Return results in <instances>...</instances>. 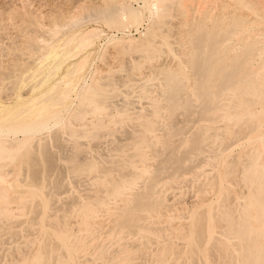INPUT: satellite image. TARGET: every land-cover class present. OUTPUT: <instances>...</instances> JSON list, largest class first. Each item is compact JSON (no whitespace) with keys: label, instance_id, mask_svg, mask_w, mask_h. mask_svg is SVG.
<instances>
[{"label":"rangeland","instance_id":"374dc122","mask_svg":"<svg viewBox=\"0 0 264 264\" xmlns=\"http://www.w3.org/2000/svg\"><path fill=\"white\" fill-rule=\"evenodd\" d=\"M115 1L116 2L118 1V3L129 2L131 3L133 7L140 9L144 15L141 23L137 25L129 26L130 28L128 27H119V28L113 27L112 28V27H107L105 25L100 24V26L103 27L105 32L103 31L104 33H101V36H99V38L96 39V42L92 46H89L90 49L89 47L85 49H80L76 56H71L72 51L70 50L72 49V47L69 45H66V42L69 36L74 32V30L73 29L64 30L63 33L60 34L61 32L55 33L57 29H54L53 27L55 28L60 27V30H62L63 28H61V25L66 23L69 20V18L75 16L77 12L79 13L82 11L81 5L82 6L83 5H93V6L102 5L103 6L104 0H0V105H9L18 100L25 101L27 98H29L30 95L31 96L37 95L39 92L49 90L50 87L62 88L65 86L64 87L65 90L68 89L69 90L68 93L70 94L68 95L69 98L67 101V108L65 107L66 110L63 108L64 110L60 113V119L57 124L55 125L52 124L51 125L52 128H50L49 130H44L45 133L44 131L36 133L34 137L37 141L33 137L32 141L33 140L34 141L30 142L27 148L21 149L15 155L14 159L0 160V166H3L0 171H1V174L5 178L4 181L5 182L7 181L6 183H12V182L14 183V181L12 180L16 179L15 181L19 182V183L15 182V185L12 183L15 187L17 186L18 188L17 193H15L16 191H14L13 189L14 186L13 187L11 186L12 184L11 185L6 184V186L5 184H0V192L4 191L3 192L4 195L0 193L1 194L0 195V206H1L0 209L1 208L9 209L11 207L10 208L11 212L7 214L5 213V215L0 214V220H1L0 221V238L2 237L1 238L2 240L0 239V247H1L0 248V264L2 262L3 263L13 262L12 259H15L14 261H20V259L23 258L25 254L29 253L34 248H36L37 243H38L37 239L40 238L39 236L41 235L40 234L41 228H48L50 230L52 229L56 230L57 229L56 226L59 227L57 222L60 221L62 223L64 218L68 222L67 224L68 228H72L73 232L76 235H77L76 232H79L77 237L79 239H82L81 243L84 244V246H82L83 244L81 243H80L81 245H78L79 246L78 249L81 246V248L77 250L78 251L77 259L79 260L77 262L79 264H83V263L90 264L92 260H93L92 262L93 264L95 263L99 264L100 262L102 264L103 261L106 264V260L109 261L110 259L104 258L103 256L104 255L106 257L108 256V258H111L112 256H114L119 246H121L122 243H123L122 245L126 244V246L129 249H135L133 245L137 246V244H139L140 242L139 238H127L126 236L124 237L123 236V234L125 235L124 232L120 233L117 229L110 228L111 224L114 222L113 220L119 214L118 211H120L124 207V205H127L128 202H130L133 194L136 193V192L134 193V191L140 190L138 189V187L141 188V185L150 184L149 181L151 182V178H152L151 172L155 170V163H156L155 161L156 159L158 160V157L160 158V156H162L164 152L166 153V150L170 148L171 149L174 148V150L175 151L177 150L178 152L180 151L183 152L185 149L187 150L188 148H190L189 146L191 144V141H190L191 136L194 133L198 132L201 129L202 125L207 124L208 129L206 130V132L207 134L208 133L209 134L205 138L202 149L198 152L190 153L189 154L190 158L185 160L187 164L190 162L191 164L193 163L192 169L190 168L191 164H189L188 165V167L190 166L188 168L189 170L186 169L185 171L187 172L188 170L187 174L185 172H184L185 174L183 173L185 178L184 176H182L183 179L182 180L180 179L181 181L180 180L176 181V179L181 178L180 177L181 175H180V176H177V178L174 177V179L176 178L175 180H173L172 178V181H170L171 177L167 178L170 183L167 182L168 180L166 181V179H162L161 181H157L156 183L154 182L153 186L151 184V189H152L151 199L154 200L157 197L162 201V204H159L160 207L159 205H157V207L159 208H157L155 205V207L153 208L154 210L151 209V210H141L140 211V213L142 212V214L145 213L143 215L144 219L142 220V222L146 223L147 226L144 224L146 226L144 229H147V230L144 231L143 229V231L146 234V236L148 235L147 237L151 239L150 240L151 242L147 244L148 245L146 246L147 249L146 248L144 249L146 250L147 253H145L143 248H142V252L136 249L134 256L132 257L133 260L129 262L131 264H141V263L142 264L143 263L145 264H148V263L149 264H164V263L165 264H177V263L178 264H199L198 262L195 263L192 261H187V259H184L181 257L180 253H181V249L183 246V242H185V240L184 238L179 236L180 235L178 234L179 232L177 233L178 230L179 231L181 230V229H177V227L189 221L188 220L190 217L189 215H190V212L192 211H196V210L200 211L202 209H212V211L213 210L216 211V209H218V207L220 206V203L222 202L221 200L223 196L226 193L234 201L233 204L234 205L236 204L235 206H238V205L240 206L243 203V201L244 202L246 201L245 196H243V194L245 195L247 193V191L249 190V187L245 185L246 183L245 181L241 182L243 179L240 180L241 178L240 177L241 174L239 176L240 170H238L239 172L236 171L235 173H232L230 176L226 175V173L229 174V171L232 168L231 163H233L234 160L235 162H238V160L239 162L243 161L246 158L245 156H247L246 154H249L250 151L251 153H256V156L258 155L260 157L259 158L257 156V158L259 159L258 160L259 164L264 163V70L262 69L264 67L263 65L264 64V58H263L264 57V50H263L264 35H262L264 34V18H263L264 12L261 11V8L253 4L252 7L256 8V10L252 11V7L249 8L247 6H244L241 0H227V1L226 0H199V1L190 0L191 3L189 2V0L187 1V3L189 2L190 4H194L195 6H197V7L189 6L191 7L189 10L191 12L188 13L189 16L190 17L192 16L191 13L193 12V10L195 11L194 14H196L194 15L192 13L193 14L192 17H195V18L191 17L192 19H189L190 17L188 16V19L192 20L190 21V23L193 26L194 22H196L194 20L201 21L203 20L204 17L207 16L205 18L206 21L205 20L204 21L206 22V26L209 29H207L206 31L213 30L212 28L214 25L212 23L213 22L215 23L217 19V17H214V15L223 16L224 12H225L224 17H223L224 22L222 23L221 21L222 17L220 16H219L220 19H217L218 23L217 22L216 23L218 27L220 26L224 28L231 21L230 18H232V15L234 13L235 14L233 15V17H235V15L236 17H239L238 15L241 16L244 13L243 17H245L247 20L248 18L249 19L252 18V20H250L247 23V25H245V27L242 28L243 30L238 29L239 31L237 30V33L236 32L231 33L232 36L230 35V38L232 39L229 38V40L230 42L233 41L235 45L233 44V42L230 44L227 40L226 42L224 40L219 45V48H218L219 54L217 53V56L219 58L218 62L221 59H223L222 61H224L226 64L224 62L222 63V61L220 64L222 65L225 64V67H228L233 60H236V61L242 60V61H239L241 63L240 65L241 68L239 71L240 74L238 75L239 78H245L249 73L254 75L255 80L251 84V89L253 90L250 89L248 93L249 101L246 104H244V106L234 101V98L232 96L237 87L236 84H234L233 86L223 89L224 91L222 90L219 93L213 95L216 105L210 111L212 114V117H208V116L201 115L199 112L201 98L198 96L197 90H196L195 84L197 82V79L194 75L193 70L191 69V67H189L190 65L188 63V59L186 58V57H189L188 54L190 50L192 49L191 47H189L190 42L187 39L188 37L186 33L183 31L185 29L181 28L180 30H178L181 27L180 25L184 22L185 17L181 16L182 18H180V21H178L177 18L180 16V14L179 15L177 14L179 13L177 8H173L171 11V15L165 18L164 22L160 23V25L158 26L159 30H156L155 34L151 38L153 41V43L152 42L151 43L152 45L154 44L153 50L157 51V55H156V52L152 51V48L148 51V50H145V48L143 49V47H141V45L144 46L145 41H147L148 39L147 38L148 31L146 29L151 28L153 26V21H155L154 16L149 15L150 14L149 11L151 10V7H150L151 5L147 4V7L142 9L140 7L143 5L142 0H134V1L133 0L132 1L131 0H115ZM221 4H223L225 7H223V5L221 7ZM174 9H176L177 11ZM199 10L201 11L200 14L198 12ZM204 11H207L208 13L206 12L207 13L206 14ZM173 13L175 15L177 14V17H175ZM202 13H205L206 15L205 16L203 15L204 16L203 17L201 15ZM208 14H210V16L212 15L213 17L212 16L210 17ZM229 14L231 15V17L228 18ZM258 14H260V16H258ZM262 14L263 16H261ZM196 16H198V18H201V17L203 18L198 19ZM182 19H183V22L181 21ZM178 23H180V25ZM184 23L183 25L185 26L186 23L185 24ZM190 23L189 22L187 23L186 25L187 28H188V24L189 26H191ZM210 24H212V26ZM97 25L99 24H96L95 22L90 23L91 27H95ZM177 25L180 27H178ZM186 26L184 28H186ZM159 27L160 28L162 27V28L160 29ZM84 28L85 27L79 28V30H82ZM180 32L183 34L181 35ZM64 34L66 35V37H64L65 36ZM180 36H183V39L185 38L187 40L181 41L182 39L181 37L180 40L178 41ZM251 37H254L255 39L253 38L251 39ZM164 38H167L169 42L168 40L166 42V39ZM248 38L251 39L252 41L253 40L256 41V43L253 41V46H257V48L255 47L256 49L254 48L252 50V53L248 55L250 60L247 61V58H248L247 56L244 55L246 59L243 60V57H242L243 54L242 55L241 53L238 54L240 50L238 51L237 47L241 46V48L239 47L238 48L243 49L244 48V47L242 48L243 43L246 45L247 44L246 42L251 41ZM142 39L144 40V42H142L143 41ZM185 41H188L189 43ZM227 42L231 45V47L233 45L234 47L231 48ZM166 43L170 44V46L167 45ZM222 43L223 44L226 43L229 46L226 47V44H224L225 46H222L223 45ZM53 46L54 48H52ZM180 46H182L183 48L184 47H187V48H184L183 50V48ZM141 48L143 49L144 53ZM180 48L183 51L185 50L187 51V54L185 53L186 51L183 52L185 56L184 58H183V54H180V52L182 53V50ZM224 48L225 49L230 48V50L228 51L226 49L227 53L229 52L228 55L227 54L222 55V52H223L222 49L225 51ZM234 49L236 50L234 51ZM89 50L91 51V54H90L87 65L77 76H70L68 80H72L71 81L72 83L70 85H66L65 81L62 80L60 76L66 72V70L72 65L73 62H75L82 56L86 55L88 52H90ZM145 51L149 52V56L147 52L145 53ZM233 51L234 53H236V57L238 54V56L240 55L241 58H235V54L232 53ZM153 52L155 53V55ZM223 57H225L226 59H224ZM171 68L172 69L175 68L172 71L177 70L176 72H178V76H180V78H182L181 80L184 81L182 85V91L180 93L181 94L180 100L181 102H183L186 99L190 100L191 107L189 110L179 107L176 110L171 111V107L169 104L170 102H168L169 86L168 85L164 86L166 82H167L166 84H168V80L164 78L165 75H163L164 70H167V69L171 70ZM245 69H246V72H245ZM189 70H191L193 73L190 74L191 71ZM161 71H162V74L160 75ZM256 71H259V72H256ZM107 77H109V79ZM261 77L263 78L259 79ZM106 78L109 81H107ZM110 78H112V81H110L111 80ZM163 78L166 79V81H163L164 80ZM256 80H258L260 83L257 81L258 84H256ZM94 82L95 84H93ZM103 82H108L107 85L112 88H110L109 90L108 86L106 87L105 84H102ZM99 84L101 85V87ZM254 85L255 87H253ZM92 86H99L100 88L103 87L104 89L106 87L107 88L106 92L109 91L107 92L109 93V97L105 101L104 105L99 106L101 107V109L98 106L92 107L91 105L88 107L87 105H85L86 110H88L86 111L85 108L83 109V107L79 105L80 101L78 102V99H76V97L74 96L77 94H78L77 96H79V94L82 95L83 91L81 88L83 87L89 88ZM87 88H85L84 90H86ZM213 88L215 89L214 85H212L210 89L213 90ZM227 89L230 91L231 90L233 91L230 92ZM255 89H258V90H255ZM78 91L79 92L82 91V92L78 93ZM111 91L112 93H110ZM164 92L165 94H163ZM81 95L78 97L79 100H80ZM182 96L186 97V99H184ZM71 97L73 98L72 101H70L72 99ZM165 97H167V102H166ZM69 101L70 103H68ZM106 105L107 107H105ZM158 108L159 110H157ZM152 109H155V110H152ZM234 109L249 111L251 113V117H249V119L252 118L253 120H255L254 122L256 123L257 127L250 132L248 131L246 133H239L237 129H239L240 125L242 124V121H243V118L241 117L242 115H239V118H238L239 121L237 122L230 121L228 118L230 111ZM81 110L83 113H81ZM74 112H75V115H74L75 117L74 116L71 117L74 114ZM77 113H80V115L78 114L76 117ZM144 119L146 121L147 120L153 121L155 126H154L153 131L147 132V134L149 133L148 135H146L148 136V138L146 136L145 137L143 136L144 138L143 141L141 143L140 142L137 143L138 134L141 135V133L143 132V130L141 132V130L139 131V129H144V127H146V125L143 124L146 122ZM239 123L240 125H237ZM141 125H143V128H141ZM136 129H138V131ZM57 130H59V132H57ZM77 130L82 133H79ZM54 131H56L58 134H56V132L54 134ZM21 136L22 135H19L18 137L20 138ZM51 136H54V137H51ZM72 136L76 137V139ZM131 136L136 138V140H134V138H132ZM21 138H23V136ZM138 138H140V136H138ZM59 140L61 141V144L59 143ZM133 140L136 143L132 142ZM154 140H157V142ZM40 141L42 142L40 143ZM43 142L48 147L44 146ZM75 142L76 143L80 142L79 147H81L82 150L79 149V151L81 150L82 152L81 151L79 152L77 148L75 149L77 145ZM32 143L33 144L35 143V148L37 147L39 151L44 150L45 148H48L50 151H53L55 155V162L57 161L54 167L46 171L45 179L42 181V184L46 182L43 188L44 193L42 192L41 194L43 197H45L44 200L46 202L44 201L43 203L44 205H46L45 207L43 204L41 206L38 205V203L34 205L33 203H36L38 201V197H37V201L34 202L33 195H32L33 198L31 196L29 201H26L24 203L20 200L19 196H17L19 192V188L23 190V188H21L23 186L24 189L28 188L29 190V189H32L29 187H33L30 185L34 184L33 181L32 183L30 181L29 185H27L28 182H26V180L27 181L28 179L31 180L30 178H27V174H29L30 171H28L27 167H25L24 165L25 163L26 164L29 163L27 156L24 154L27 152L28 149H29L28 151L30 152L33 151L32 149H34L33 148L34 146L33 145L30 146ZM135 145H137V147ZM140 145L142 146L144 145L143 146L144 149L147 148L146 153L148 151L150 152V153L148 152L149 154L148 153L146 154V156L149 155L147 157V160H149L150 162L147 160L145 162L146 164L145 167L146 168L148 167L149 169L147 168V171L144 172L145 174L143 173L141 175H138L140 177L135 179V183L130 186H127V188H125L123 192H121L124 195H122L121 193H119L121 194L120 196H118L119 194H116L113 196L108 195L107 191H105L107 189L106 179L108 177L109 178H119L120 176H125V177L130 176L132 173L130 172V168H128V165L126 164V161L124 162V160L127 159L126 157L131 155ZM170 145L173 147H171ZM124 150L126 152H124ZM56 153L58 154V156ZM75 154H77L78 156L77 155L75 156ZM124 154L125 155L129 154V155L125 156ZM195 155H197L196 157H194L196 160H194L193 157H191ZM23 157L26 160H24ZM129 157L128 159H132V160L136 159L135 155H131V157L130 158ZM81 158L83 159L86 158L85 160L93 159L94 161L97 159L95 161L96 164L93 168L94 170L93 169L92 170H82V169L73 168L72 163L73 164L75 162L77 163V160L79 159L80 161H82L83 159L81 160ZM191 158L193 159L192 161H191ZM232 159L233 161L231 162ZM71 160H73V162L70 163ZM117 161H121L122 163L118 162L117 164H115ZM22 162H24V164ZM111 162H114V164L112 163L113 165H110ZM69 164L71 167L69 166ZM57 165L58 167L56 168ZM68 166H69V170H72V169H75V170L67 172ZM97 167H100L101 169L105 168L104 170L106 172L104 173V171L103 172L101 171L102 173L98 176L97 172L98 173L100 172L98 171L100 168H97ZM227 167L228 169L226 171ZM55 168L57 169V171L53 170ZM124 169L127 172L124 171ZM193 171L194 172L196 171V173H194ZM52 173L54 174L53 177H51L53 175ZM88 173H91V175ZM112 174L115 176H113ZM149 174L151 176H149ZM233 174L235 175L233 176ZM142 175L144 176L141 177ZM59 177H61L62 180H60ZM228 177L230 178L234 177V178L231 180ZM236 179H239V180H236ZM56 180L59 183V187H57L58 189L51 187L52 184ZM212 181H214V184ZM23 182L25 185L20 184ZM100 182L101 183L104 182V183L100 184ZM50 183H51V186H50ZM242 183H244L246 187L242 185ZM6 187L7 188L9 187V189H12V190L7 189ZM46 187L47 189H45ZM242 190L243 192H245L246 190V192L242 194ZM104 191L106 192L105 195L103 193ZM51 193L53 194L51 195ZM130 194H132V196ZM153 194L156 196H154ZM15 195H16V198H15ZM89 195L91 196L89 198H92V200L88 199L87 196ZM102 195L105 196L104 197L105 199L103 198ZM100 199L104 200V201L102 200L103 201L101 203L102 205L101 204L98 205V200ZM35 200H36V197H35ZM88 200L91 201V203L89 201L90 204L88 203L89 206L88 204L86 205ZM94 200H97V202H95ZM240 202L241 204H239ZM95 203H96V206L98 205L97 208L98 207L99 208L95 210L96 212L94 213L93 210L96 209V207L92 208V206H95ZM27 204H30L29 207ZM26 205L28 208H25ZM80 206H82L83 208ZM90 206H91L93 213L91 209L88 208ZM38 207L40 209L41 208L43 209L40 210ZM12 209L14 210L12 211ZM26 209L28 212L26 211ZM44 209L45 211H43ZM85 209L86 211L89 210L90 212L89 215H91L90 218H88L89 215L87 217L86 216L87 214L85 213L86 214L85 215L83 213V211L85 212ZM42 211L44 212V214ZM91 213L94 215H92ZM178 216H179V219H178ZM81 219H82V222H81ZM110 220L113 222H108ZM82 223L85 226H87V229H89L90 232L92 231L91 233L89 232L90 235H92V237L89 235V233L88 234L86 233V231L88 232V230H86V228L84 227ZM215 224L214 223L211 224V229L212 231L214 230V233L213 232L212 233L214 235L215 234L220 235L218 231H220L219 229L221 228L217 224L216 225ZM81 225L83 228H85L84 229L85 232L82 229ZM88 225H92L93 229L90 226H89L90 228H88ZM173 226L176 228H174ZM215 227H217V230ZM14 228H16L17 230ZM152 228L154 230H152ZM156 228L158 229L159 232H157ZM78 230H82V231L80 232ZM115 230L118 231L119 234L115 232ZM96 231H99V232H96ZM84 233H86V236ZM114 233L118 234V236L116 234L117 238H115L116 236L112 237L113 235H115ZM149 234H151L152 236L156 235V237L154 236L152 238V236L151 235L149 236ZM119 235L121 237H119ZM82 236L83 237L85 236V237L81 238ZM120 238H122V240ZM114 239L116 241H122V242H116ZM138 240L139 242H137ZM101 242L103 243V245L99 247V244L100 245L102 244ZM163 243L165 244L164 246H162ZM160 244L161 246H159ZM167 245H170L172 247L169 248V246L167 247ZM207 245L209 244H206L204 246V250L202 254L203 258H201L200 261L202 262V264H215L216 259L218 257V255H216L217 252L213 247H211L212 246L211 244L209 245L208 248H207ZM97 246L99 249L97 248ZM165 246L168 248V249L166 248L167 250L165 251L166 254L168 252L167 254L168 256L166 255L167 257H165L167 260L160 259L161 261L164 260V262L162 263L154 262V261H160V260H156L157 256L156 258L154 257L158 253L157 247H159L160 249V247H165ZM101 247L103 249L101 250L102 253L104 254L105 252L104 255L103 254L101 255L100 253ZM104 249L107 252L104 251ZM95 250L96 251L99 250V252H96ZM155 252L157 253L155 254ZM106 253H108V255ZM98 254L100 255V257L98 256ZM109 254L110 255L112 254L111 257H109L110 256ZM204 256L207 258V260ZM175 257L176 258L179 257L180 258L179 261ZM235 257L236 259L238 258L237 259L238 261L234 260ZM234 258H233V262H236L234 264H239V259H240L239 255L234 254Z\"/></svg>","mask_w":264,"mask_h":264},{"label":"bare ground","instance_id":"6f19581e","mask_svg":"<svg viewBox=\"0 0 264 264\" xmlns=\"http://www.w3.org/2000/svg\"><path fill=\"white\" fill-rule=\"evenodd\" d=\"M132 1V0H131ZM134 1V0H133ZM188 0H142L143 2V5L140 6L142 9L146 8L147 7V4L148 5H151V10L149 11V15L151 16H154L155 18V21H153V26L151 28H147L146 30L148 31V36L147 38V41H145L144 43V46H142L141 44V47H143V49L145 48V50H150L152 48V51L153 50V47H154V44L152 45L153 41H152V36L155 34L156 30H159L158 29V26L160 25V23L164 22L165 21V18H167L168 16L171 15V11L173 8H177L178 12L177 13L178 15L180 14V16L177 18L178 21H180V18H182L183 16L185 17V20L184 22L187 23L192 20H189V19H192V18H195V17H192L193 14H194V10H193V14L191 13V17L189 16V11L191 7L189 6H192L194 7L195 5L194 4H190V0H189V4L187 3ZM192 1V0H191ZM195 1V0H194ZM199 1V0H198ZM227 1V0H226ZM225 1V2H226ZM242 1V4L244 6H247L249 8H251L253 6V4H255V6H259L261 8V11L264 12V0H241ZM253 1V2H252ZM229 2V1H228ZM193 3V2H192ZM224 4V3H223ZM221 4V7L222 5ZM198 5V4H197ZM225 5V4H224ZM223 5V7H225ZM80 7V6H79ZM197 7V6H195ZM220 7V8H221ZM149 8V7H148ZM259 8V9H260ZM81 9L82 11L81 12H77V14L71 18H69V20L64 23L63 25H61V28H63L62 30H60V27L59 28H55L53 27L54 29H57L55 33L57 32H61L60 34L63 33L64 30H74V32L69 36L67 42H66V45H69L72 47V49L70 51H72V54L71 56H76L78 51L80 49H85L89 46H92L95 42H96V39L99 38V36H101V33H104V29L101 25H105L107 27H116V28H119V27H128L130 28L129 26H132V25H137L139 23H141L142 19H143V12L136 8V7H133L131 5V3L129 2H124V3H118V1L116 2L115 0H104V3H103V6H93V5H81ZM150 9V8H149ZM193 9V8H192ZM200 9V8H199ZM176 10V9H174ZM173 10V11H174ZM176 10V11H177ZM196 10V9H195ZM198 10V8H197ZM205 10V9H203ZM253 10H256V8H253L252 7V11ZM175 11V12H176ZM258 11V10H257ZM174 12V13H175ZM199 14H200V10L198 11ZM205 13L207 11H204ZM259 12V11H258ZM76 13V12H74ZM173 13V14H174ZM205 13H202L201 15L205 16L206 14ZM225 13V12H224ZM224 13H223V16H215L214 17H217V19H220L221 18V21L222 23L224 22L223 21V17H224ZM231 13V12H230ZM172 14V15H173ZM177 14L175 15V17H177ZM221 14V13H220ZM235 14V13H234ZM233 14V15H234ZM254 14V13H253ZM256 14V13H255ZM196 15V14H194ZM210 16V14H208ZM222 15V14H221ZM227 15V14H226ZM232 15V18L231 21L223 28V27H218L217 26V19H216V22L212 23L214 26H213V30L212 31H206L207 29H209L207 26H206V17H201L203 18V20L201 21H197V20H194L196 22H194V25L192 26V24L190 23L191 26H189L188 24V28L186 26V28H184L185 26L183 25V19L181 20L183 23L180 25V23H178L180 27L178 30H180L181 28L182 29H185L183 30L186 35H187V39L189 40L190 42V46L192 49L190 50L189 52V57H186L188 59V63H189V67H191V69L193 70L194 72V75L197 79V82H196V90H197V94L198 96L201 98V103H200V114L203 115V116H208V117H212V114H211V109L216 105L215 103V100L213 98V95L214 94H217L219 93L220 91H222L223 89H226L230 86H233L234 84H236V90L234 91L233 93V98H234V101L241 104L242 106H244V104H246L248 101H249V97H248V93L251 89V84L253 83V81L255 80L254 79V75L252 74H248L245 78H239L238 75L240 74V65L241 63L239 61H242V60H233L231 62V64L228 66V67H225V62L222 61L223 59H221L219 62V58L217 56V53H218V48H219V45L222 41L226 40L231 44L233 41L230 42L229 38H230V35L231 33L233 32H236L237 33V30L241 29L243 30L242 28L245 27V25H247V23L252 20L248 18V20L243 17L244 16V13L243 15H238L239 17H233ZM182 16V17H181ZM188 16L190 17L188 19ZM208 16V17H209ZM212 16V15H211ZM210 16V17H211ZM258 16H260V14H258ZM263 16V14L261 15ZM198 18V16H196ZM200 17V16H199ZM213 17V16H212ZM231 17V15L229 14L228 18ZM255 17V16H254ZM149 18V17H148ZM153 18V20H154ZM196 18V19H197ZM201 18H198V19H201ZM227 18V17H226ZM262 18V17H261ZM264 18V17H263ZM169 19V18H168ZM212 19V18H210ZM256 19V18H255ZM149 20V19H148ZM189 20V21H188ZM205 20V21H204ZM211 21V20H210ZM208 21V22H210ZM215 21V20H214ZM228 21V19H227ZM257 21V20H256ZM261 21V20H260ZM91 22H95L96 24H99L95 27H91L90 26V23ZM220 22V21H219ZM150 23V22H149ZM184 23V24H185ZM221 23V24H222ZM151 24V23H150ZM177 24V23H176ZM212 24H210L212 26ZM220 24V25H221ZM183 25V26H182ZM208 25V24H207ZM82 27H85L84 29L82 30H79V28H82ZM160 28V27H159ZM162 28V27H161ZM160 28V29H161ZM238 30V31H239ZM247 30V29H246ZM104 31V32H103ZM52 32V31H51ZM66 32V31H65ZM179 32V31H178ZM209 32V33H207ZM54 33V32H53ZM54 33V34H55ZM181 33V32H180ZM179 33V34H180ZM247 33V32H246ZM53 34V35H54ZM70 34V33H68ZM145 34V33H143ZM175 34V33H174ZM178 34V35H179ZM183 33H181L182 35ZM235 34V33H234ZM233 34V35H234ZM248 34V33H247ZM65 35V34H64ZM185 35V34H184ZM183 35V36H184ZM255 35V34H254ZM253 35V36H254ZM264 35V34H262ZM150 36V37H149ZM183 36H180L178 41L180 40V38L182 37L181 41L182 40H187V39H183ZM232 36V35H231ZM248 36V35H247ZM66 37V35L64 36ZM238 37V36H237ZM236 37V38H237ZM240 37V36H239ZM250 38V37H249ZM248 38V39H249ZM255 39L254 37H251V39ZM258 38V37H257ZM264 38V37H263ZM61 39V38H60ZM166 39V42H167V38H164ZM176 39V38H175ZM232 39V38H230ZM239 39V38H238ZM249 39V40H251ZM115 40V39H114ZM143 40V39H142ZM154 40V39H153ZM247 40V41H249ZM57 41V39H56ZM180 41V42H181ZM254 41V40H253ZM253 41H249V42H246L247 44L245 45L243 43V46L242 48L243 49H239L241 48V46H238L237 49L238 51L240 50L239 53H241L242 57H243V60L246 59L245 56L248 57V55L250 53H252V50L257 46H253ZM45 42V41H44ZM59 42V41H58ZM144 42V40L142 41ZM152 42V43H151ZM169 42V40H168ZM184 42V41H183ZM185 42H188V41H185ZM188 42V43H189ZM227 42V43H228ZM236 42V40H235ZM256 43V41H254ZM50 43V42H48ZM65 43V42H64ZM62 43V44H64ZM151 43V45H150ZM165 43V42H164ZM179 43V42H178ZM228 43V44H229ZM58 44V43H57ZM131 44V43H130ZM162 44V43H161ZM167 45L170 46V44L166 43ZM184 44V43H182ZM181 44V45H182ZM187 44V43H186ZM223 44V43H222ZM226 44V43H224ZM222 45V46H225V45ZM229 44V45H230ZM234 44V42H233ZM238 44V43H237ZM49 45V44H48ZM54 45V43H53ZM165 45V44H164ZM173 45V44H172ZM226 44V47L229 46ZM235 45V44H234ZM234 45L232 47H234ZM152 46V47H151ZM183 46V45H182ZM180 46V47H182ZM187 46V45H185ZM221 46V47H222ZM63 47V46H62ZM127 47V46H126ZM140 47V46H139ZM138 47V48H139ZM160 47V46H159ZM188 47V49H189ZM231 47V45H230ZM231 47V48H232ZM259 47V46H258ZM54 48V46L52 47ZM179 48V47H178ZM183 48V47H182ZM184 48H187V47H184ZM183 48V50H184ZM255 48V49H256ZM90 49V47H89ZM142 49V48H141ZM142 49V51H143ZM181 49V48H180ZM187 49V50H188ZM225 49V48H224ZM227 49V48H226ZM225 51L222 49L223 53L222 52V55L223 54H227V51L230 50L227 49V51ZM88 50V49H87ZM137 50V48H136ZM157 50V48H156ZM182 50V49H181ZM182 50V53L180 52V54H183V51ZM236 49H234L235 51ZM259 50V49H258ZM263 50H264V47H263ZM90 51V50H89ZM140 51V50H139ZM189 51V50H188ZM232 51V49H231ZM234 51L232 53H234ZM47 52V51H46ZM147 51H145L146 53ZM156 52V55H157V51H154ZM153 52V53H154ZM178 52V51H177ZM254 52V51H253ZM262 52V51H261ZM69 53V52H68ZM144 53V51H143ZM148 53V56H149V52ZM187 54V51L185 52ZM90 54H91V51L88 52L86 55L82 56L81 58H79L78 60H76L75 62L72 63V65L66 70V72L61 75V79L65 81V84L66 85H70L72 82V80H68V78L70 76H77L84 68L85 66L87 65L88 61H89V57H90ZM219 54V53H218ZM235 54V58H241L240 55L238 56L237 54V57H236V53ZM263 54V53H262ZM48 55V54H47ZM63 55V54H62ZM155 55V53H154ZM221 55V56H222ZM245 55V56H244ZM42 56V55H41ZM147 56V55H146ZM182 56V55H181ZM180 56V57H181ZM187 56V55H186ZM220 56V57H221ZM226 56V55H225ZM155 57V56H154ZM184 54H183V58H184ZM227 57V56H226ZM229 57V56H228ZM233 57V56H232ZM245 57V58H244ZM153 58V56H152ZM182 58V57H181ZM224 59H226L225 57H223ZM264 58V57H263ZM250 60L249 57L247 58V61ZM187 61V60H186ZM222 61V63L224 62L225 64H220ZM186 63V62H185ZM247 63V62H246ZM251 63V61H250ZM229 64V62H228ZM185 65V64H184ZM261 65V64H260ZM264 65V64H263ZM129 66V65H128ZM187 66V65H186ZM184 67V66H183ZM244 67V66H243ZM161 68V67H160ZM165 68V67H164ZM252 68V67H250ZM158 69V67H157ZM175 68H171L170 69H167V70H164V73L163 75H165L164 78H166L168 80V84H164V86L168 85L169 86V96H168V102H170V107H171V111L172 110H176L177 108L179 107H182L184 109H187L189 110L190 107H191V102L190 100L186 99V97H183L184 100L182 97V99L184 100L183 102H181L180 100V93L182 91V85H183V82L180 78V76H178V72L176 71H172L174 70ZM177 69V68H176ZM190 69V68H189ZM264 70V67L262 68ZM260 70V68H259ZM156 71V70H155ZM191 71V70H189ZM192 71L190 72L193 73ZM243 72V71H242ZM245 72H246V69H245ZM255 72V71H254ZM253 72V73H254ZM256 72H259V71H256ZM262 73V72H261ZM162 74V71L160 72V75ZM256 76V75H255ZM261 76V75H260ZM263 76V75H262ZM59 77V78H60ZM161 77V76H160ZM163 77V76H162ZM258 77V76H257ZM81 78V77H80ZM109 79V77H107ZM106 78V79H107ZM163 78V79H164ZM190 78V77H189ZM263 77L259 78V79H262ZM83 79V78H82ZM107 79V81H109ZM112 81V78H110ZM166 79H164L163 81H166ZM257 79V78H256ZM60 80V79H58ZM98 80V79H97ZM103 80V79H102ZM105 80V79H104ZM129 80V79H128ZM79 81V80H78ZM162 81V83H163ZM258 80H256V84ZM56 82V81H55ZM54 82V83H55ZM85 82V81H84ZM259 82V81H258ZM77 83V82H75ZM100 83V82H99ZM108 82H103L102 84H105L106 87L108 86L107 85ZM260 83V82H259ZM84 84V83H83ZM95 84V82L93 83ZM238 84V85H237ZM58 85V84H57ZM76 85V84H75ZM100 85V84H99ZM114 85V84H113ZM129 85V84H128ZM214 85L215 86V89L213 88V90H211V86ZM49 86V85H48ZM83 86V85H82ZM103 86V85H102ZM112 86V85H111ZM167 86V87H168ZM262 86V85H261ZM50 87V86H49ZM62 87V85H61ZM65 87V86H64ZM62 87V88H57V87H50L49 90L47 91H42V92H39L37 95H30L29 98H27L25 101H16L12 104H9V105H0V160H3V159H14L15 155L23 148H27L28 144L30 142H33L32 139L34 137V135L38 132H41V131H44V130H49L51 127V125H55L59 122V119H60V113L66 108H67V101H68V95H70L68 92L69 90ZM73 87V86H71ZM75 87V86H74ZM101 87V85H100ZM99 86H92V87H85L87 88L86 90H84L83 88L82 91V95L79 94V96L81 95L80 97V100H79V96L75 95L74 97H76V99H78V102L80 103L79 105L81 107H83V109L86 107L85 105H87L88 107L92 105L93 106H101V105H104L105 104V101L107 100V98L109 97V91L106 92L107 88L105 87V89L102 87L100 88ZM109 87V90L110 86ZM184 87V86H183ZM255 87V85L253 86ZM257 87V86H256ZM144 88V87H143ZM233 88V87H232ZM166 89V87H165ZM164 89V90H165ZM184 89V88H183ZM231 89V88H229ZM74 90V88H73ZM192 90V89H191ZM195 90V89H194ZM228 90V89H227ZM253 90V89H251ZM255 90H258V89H255ZM72 91V90H71ZM81 91V92H82ZM85 91V92H84ZM224 91V90H223ZM230 91V90H228ZM233 91V90H231ZM230 91V92H231ZM78 91V93H81ZM167 92V91H166ZM256 92V91H255ZM37 93V92H36ZM68 93V94H67ZM112 93V91L110 92ZM115 93V92H114ZM118 93V92H116ZM142 93V92H141ZM193 93V92H192ZM223 93V92H222ZM260 93V92H259ZM165 94V92L163 93ZM168 94V93H167ZM184 94V93H183ZM224 94V93H223ZM222 94V95H223ZM261 94V93H260ZM142 96V95H141ZM186 96V95H185ZM19 98V97H18ZM72 98V97H71ZM149 98V97H148ZM166 98V102H167V97ZM199 98V99H200ZM217 99V98H216ZM73 98L70 100L72 101ZM70 101L68 103H70ZM161 101V100H160ZM151 103V102H149ZM78 104V103H77ZM82 104V105H81ZM168 104V105H169ZM231 104V103H230ZM250 104V103H249ZM71 105V104H70ZM108 105V104H107ZM107 105L105 107H107ZM151 105V104H150ZM154 105V104H153ZM160 105V104H159ZM167 105V106H168ZM161 106V105H160ZM66 107V108H65ZM87 107V108H88ZM104 107V106H103ZM102 107V108H103ZM64 108V109H63ZM97 108V107H96ZM101 109V107H99ZM82 109V110H83ZM95 109V108H94ZM80 110V109H79ZM81 110V113H83ZM86 110V108H85ZM84 110V111H85ZM152 110H155V109H152ZM151 110V111H152ZM159 110V108L157 109ZM156 110V111H157ZM78 111V110H76ZM88 111V110H86ZM155 111V112H156ZM242 111V112H241ZM80 112V111H78ZM158 112V111H157ZM154 113V112H153ZM170 113V112H169ZM80 115V113H77L76 114V117L77 115ZM75 115V112L74 114L71 116L73 117ZM226 115V114H225ZM239 115H242L241 117L243 118V121H242V124L240 125L237 124V125H240L238 132L239 133H246V132H250L252 130H254L257 126H256V123L254 122L255 120H252L249 119V117H251V113L249 111H245V110H239V109H234V110H231L229 115H228V118L230 121H234V122H237L239 121L238 118H239ZM62 116V115H61ZM83 116V115H82ZM63 117V116H62ZM75 117V116H74ZM157 117V116H156ZM227 117V116H226ZM240 117V119H241ZM64 118V117H63ZM70 118V117H69ZM68 118V119H69ZM167 118V117H166ZM62 119V118H61ZM67 119V121H68ZM227 119V118H226ZM145 120V119H144ZM154 120V119H153ZM61 121V120H60ZM66 121V122H67ZM146 121V120H145ZM203 122V121H202ZM68 123V122H67ZM143 123V122H142ZM162 123V122H161ZM169 123V122H168ZM146 125V127H144V129H139V131L143 130V132L141 133V135L138 134V136H140V138H138L137 136V143L138 142H142L143 141V136L145 137L147 134V132L149 131H153L154 129V122L151 121V120H147L145 123H143ZM201 124V123H200ZM235 124V123H234ZM258 124V123H257ZM59 125V124H58ZM57 125V126H58ZM65 125V124H64ZM87 125V124H86ZM144 125V126H145ZM234 126V125H233ZM59 127V126H58ZM259 127V126H258ZM81 128V127H80ZM140 128V127H139ZM141 128H143V125H141ZM168 128V127H166ZM72 129V127H71ZM75 129V128H74ZM177 129V128H176ZM208 129V126L207 124H204L201 126V129L196 132V133H192L191 135V138H190V141H191V144H190V148H188L187 150L185 149L183 152H178L177 150L175 151L174 148H170V149H167L166 150V153L164 152V154L162 156H160V158L158 157V160L156 159V163H155V170L152 173V178H151V182L149 181V185L145 184V185H141V188L138 187V191H134L135 194H130L132 196L130 202H128L127 205H124V207L118 211L119 214L118 216L113 220V221H108V222H113L111 224V227L110 228H115L117 229L120 233H125V235L123 234V236L127 237V238H139L140 239V242L139 240L137 242H139V244L136 245H133V247H135V249H129L126 244L125 245H122L119 246L117 252L115 253L114 256L111 257V255L109 257L111 258H108V256L106 257L104 254L102 253L101 250L102 247L100 248V253L101 255L103 254L104 258H107V259H110L109 261L106 260V264H128L129 262H131L132 257L134 256V253H135V250L138 249V251H141L142 252V248L143 250L146 248V246H148L147 244H149L151 241L150 238H148L146 236V234L144 233L145 230L147 229H144L147 225L146 223L142 222V220L144 219V214H142V212L140 213L141 210H154L153 208L157 207V205L159 204H162V201L156 197V199L152 200L151 199V196H152V189H151V184L153 186V183L157 182V181H161L162 179H166V181L168 180L167 178H170V181H172V178L173 180H175L177 178V176H180L181 178L179 179H176L177 180H182L184 176L183 173L186 171V169H188L190 166V168L192 169V164L191 162L190 163H186L185 160L190 158V153L192 152H198L202 149L203 147V144H204V141H205V138L206 136L209 134H207L206 130ZM53 130V129H52ZM55 130V129H54ZM79 130V129H78ZM77 130V131H78ZM104 130V129H102ZM138 131V129H136ZM175 130V129H174ZM80 131V130H79ZM78 131V132H79ZM112 131V130H111ZM135 131V130H134ZM195 131V130H194ZM56 131H54V134H55ZM57 132H59V130H57ZM56 132V134H58ZM90 132V131H89ZM45 133V131H44ZM79 133H82V132H79ZM84 133V132H83ZM171 133V132H170ZM238 133V134H239ZM43 134V132H42ZM49 134V133H48ZM86 134V133H85ZM91 134V133H90ZM131 134V133H130ZM19 135H22L23 138H19L18 136ZM94 135V134H93ZM244 135V134H242ZM60 136V134H59ZM217 136V135H216ZM262 136V135H261ZM40 137V136H39ZM43 137V136H42ZM47 137V135H46ZM51 137H54V136H51ZM50 137V138H51ZM57 137V136H56ZM74 137V136H72ZM132 137V136H131ZM130 137V138H131ZM148 138V136H146ZM76 139V137H74ZM134 138V137H132ZM35 139V137H34ZM40 139V138H39ZM53 139V138H52ZM150 139V138H149ZM239 139V138H238ZM36 140V139H35ZM134 140H136V138H134ZM132 141V142H135V141ZM37 141V140H36ZM72 141V140H71ZM157 142V140H154ZM42 141H40L41 143ZM64 142V141H63ZM77 142V140H76ZM75 142V143H76ZM131 142V143H132ZM147 142V141H146ZM256 142V141H255ZM59 143L61 144V141L59 140ZM58 143V144H59ZM80 143V142H79ZM79 143H76V147L75 149L77 148V150L79 151V149H81L80 144ZM136 143V142H135ZM259 143V142H258ZM37 144V142H36ZM262 144V143H261ZM34 146L32 149L33 151L30 152L27 150V152L24 154L27 156L28 158V161L29 163H25L22 162L25 167H27V170L30 171L29 174H27V178H30L31 180L28 179V181L26 180V182H28L27 185H29V182L33 181L34 184H31L30 186H33V187H29V188H32V189H24V187L20 186L22 189L19 188V192H18V195L20 200L24 203L26 201H29V199L31 198V196L33 195L34 196V202L37 201V197H38V201L36 203H33L34 205L38 203V205H42L44 203V199L45 197H43L41 194L42 192L44 191L43 188H44V184H42V181L45 179V174H46V171L52 167H54V165H56V162H55V155L53 153V151H50L48 148H45L44 150H38V148L36 149L35 148V143L31 144L30 146ZM43 145L44 146H47L44 144L43 142ZM148 145V144H147ZM154 145V144H153ZM158 145V144H157ZM214 145V144H213ZM212 145V146H213ZM218 145V144H217ZM137 147V145H135ZM144 146V145H143ZM142 145L138 146V148L131 154V155H135L136 159H128V157L131 155L129 154H126V155H129L127 156L124 160V162L126 161V164L128 165V168H130V172L132 173L130 176H120L119 178H107L106 179V182H107V189L105 191H107V194L108 195H116V194H119L121 192H123V190L125 188H127V186H130L132 184L135 183V179L140 177L138 175H141L143 174L145 171H147V168L145 167L146 164V160H147V157L149 156H146V154L149 152L146 153V149L143 148ZM149 146V145H148ZM171 146V145H170ZM48 147V146H47ZM173 147V146H171ZM254 147V146H253ZM256 147V146H255ZM52 148V147H51ZM150 148V147H149ZM176 148V147H175ZM54 149V148H53ZM74 149V151H75ZM178 149V148H177ZM219 149V147H218ZM254 149V148H253ZM260 149V148H259ZM76 150V151H77ZM82 150V149H81ZM80 150V151H81ZM181 150V149H180ZM258 150V149H257ZM256 150V151H257ZM25 151V150H24ZM79 151V152H80ZM93 151V150H92ZM151 151V150H150ZM249 151V150H248ZM82 152V151H81ZM124 152H126L124 150ZM255 152V151H254ZM75 153V152H74ZM150 153V152H149ZM148 153V154H149ZM154 153V152H153ZM201 153V152H200ZM249 153V152H248ZM261 153V152H260ZM57 154V153H56ZM78 154V153H77ZM75 154V156L77 155ZM259 154V153H258ZM74 155V154H73ZM81 155V154H79ZM119 155V154H118ZM125 155V154H124ZM125 155V156H126ZM198 155V154H197ZM197 155L195 156H191L193 157L194 160H196L194 157H196ZM247 156H245L244 160L239 162H235V160L233 161V159L231 160V162L233 161V163H231L232 165V168L231 170L229 171V174L226 173V175L230 176L232 173H235L236 171L240 170L239 172V176L241 174V179H243L241 182L245 181V185H247V187H249V190L247 188V193L244 195L243 193L246 192H243L242 190V194L243 196H245V199L246 201L241 204V202L239 204H241L239 207L238 206H235L233 204V200L227 195V193L223 196L222 198V202L220 203V206L218 207V209H216V211H212V209H202V210H196V211H192L190 212V217H189V221L183 223L182 225H180L179 227H177V229H181L180 231L178 230L177 233L180 234L179 236L184 238L185 242H183V246H182V249H181V257L184 258V259H187V261H192V262H198L199 264H202V262L200 261L202 257V254H203V250H204V246L206 244H211L217 254L218 257L216 259V263L215 264H234L236 262H233V258H234V254L236 255H239L240 259H239V264H264V163L263 164H259L258 163V158L256 156V153H250L249 154H246ZM24 156V157H26ZM29 156V157H28ZM58 156V154H57ZM78 156V155H77ZM91 156V155H90ZM124 156V158H125ZM244 156V155H243ZM23 157L24 160H26L25 158ZM73 157V156H72ZM129 157V158H130ZM259 157V156H258ZM123 158V157H121ZM260 158V157H259ZM83 158H81L82 160ZM86 159V158H85ZM83 159L82 161L77 160V163L75 162L74 160V164L72 163V167L73 168H76V169H82V170H92L96 164V160L94 161L93 159H87L85 160ZM191 158V161L193 160ZM201 159V158H200ZM206 160V159H205ZM213 160V159H212ZM23 161V160H21ZM123 161V160H122ZM149 161V160H147ZM199 161V160H198ZM73 162V160L70 161V163ZM99 162V161H97ZM108 162V161H107ZM118 162H121V161H117L115 164H117ZM150 162V161H149ZM114 162H111L110 165H113ZM122 163V162H121ZM139 163V164H138ZM148 163V162H147ZM195 163V161H194ZM22 164V165H23ZM191 164L189 167L188 165ZM206 164V163H205ZM148 165V164H147ZM228 165V164H227ZM70 166V164H69ZM69 166L67 167V172L68 171H72V170H75V169H72V170H69ZM102 166V164H101ZM100 166V167H101ZM194 166V165H193ZM3 166H0V170ZM58 167V165L56 166V168ZM71 167V166H70ZM100 167H97V168H100ZM108 167V166H107ZM154 167V166H153ZM53 169V170H56L57 169ZM71 169V168H70ZM105 168L103 169H99L98 171H100L99 173L97 172L98 176L104 171V173L106 172L104 170ZM126 169V168H125ZM124 169V171H126ZM149 169V168H148ZM151 169V168H150ZM190 169V170H191ZM228 167L226 168V171H227ZM26 170V171H27ZM94 170V169H93ZM112 170V169H111ZM189 170V169H188ZM187 170V172H188ZM27 171V172H28ZM60 171V170H59ZM58 171V172H59ZM66 171V170H65ZM102 171V172H101ZM152 171V170H151ZM192 171V170H191ZM225 171V170H224ZM21 172V171H20ZM55 172V171H54ZM53 172V173H54ZM78 172V171H77ZM108 172V171H107ZM115 172V171H114ZM127 172V171H126ZM149 172V171H148ZM147 172V173H148ZM187 172H185L187 174ZM194 172V171H193ZM237 172V173H238ZM49 173V172H48ZM52 173V174H53ZM92 173V172H91ZM91 173H88L91 175ZM116 173V172H115ZM184 173V174H185ZM196 173V171L194 172ZM225 173V172H224ZM236 173V174H237ZM51 174V172H50ZM49 174V175H50ZM76 174V173H75ZM74 174V175H75ZM82 174V173H81ZM93 174V173H92ZM145 174V173H144ZM191 174V172H190ZM216 174V173H215ZM29 175V176H28ZM56 175V174H55ZM58 175V174H57ZM60 175V174H59ZM63 175V174H62ZM87 175V174H86ZM95 175V174H94ZM113 175V174H112ZM118 175V174H117ZM120 175V174H119ZM123 175V173H122ZM225 175V176H226ZM235 174H233L234 176ZM238 175V174H237ZM236 175V177H237ZM54 174L51 176L53 177ZM61 176V175H60ZM78 176V175H76ZM83 176V175H82ZM115 176V175H113ZM144 175H142L141 177H143ZM146 176V175H145ZM149 176H151L149 174ZM58 177V176H57ZM62 177V176H61ZM60 178V180H62V178ZM66 177V176H65ZM111 177V176H110ZM174 177H176L174 179ZM193 177V176H192ZM219 177V176H218ZM15 178V177H14ZM58 178V179H59ZM85 178V177H84ZM185 178V176H184ZM229 179H233L232 177H228ZM4 176L1 174V171H0V184H6L7 185H11L14 181V185H15V182H18V181H15V180H12L10 182L12 183H6L4 181ZM51 179V178H50ZM104 180V179H103ZM180 180V181H181ZM190 180V179H189ZM236 180H239V179H236ZM22 181V180H21ZM35 181V182H34ZM51 181V180H50ZM164 181V180H163ZM175 181V182H176ZM227 181V180H226ZM25 182V183H26ZM60 182V181H59ZM68 182V181H67ZM168 183L169 180L167 181ZM213 184H214V181H212ZM19 183V182H18ZM36 183V184H35ZM38 183V184H37ZM104 182H100V184H103ZM139 183V182H138ZM141 183V182H140ZM148 183V182H147ZM219 183V182H218ZM11 185L12 187L14 185ZM22 185H25L24 182L23 183H20ZM49 184V183H47ZM63 184V183H61ZM60 184V185H61ZM65 184V183H64ZM143 184V182H142ZM19 185V184H17ZM136 185V184H135ZM140 185V184H139ZM138 185V186H139ZM155 185V184H154ZM219 185V184H218ZM235 185V184H234ZM242 185H244V183H242ZM244 185V186H245ZM50 186H51V183H50ZM100 186V185H98ZM28 187V186H27ZM48 187V186H47ZM47 187L45 189H47ZM53 188H57L59 187V183L58 181L56 180L52 186ZM50 187V188H51ZM105 187V188H106ZM176 187V186H175ZM246 187V186H245ZM7 188V187H6ZM11 188V187H10ZM104 188V189H105ZM240 188V187H239ZM9 189V187L7 188ZM14 191H16L15 193H17V186L13 187ZM58 189V188H57ZM103 189V190H104ZM227 189V188H226ZM2 190V189H1ZM9 190H12V189H9ZM132 190V189H131ZM3 191V190H2ZM51 191V190H50ZM103 192L104 195L106 192ZM4 192V191H3ZM3 192H0L4 195ZM49 192V191H48ZM52 192V191H51ZM125 192V191H124ZM154 192V191H153ZM44 193V192H43ZM50 193V192H49ZM90 193V192H89ZM129 193V192H127ZM225 193V192H224ZM47 194V193H46ZM53 193H51L52 195ZM106 194V195H107ZM122 195H124L123 193H121ZM121 194H119L118 196H120ZM232 194V193H231ZM1 195V194H0ZM91 195V194H90ZM87 196L88 199L92 200V198H89L91 196ZM154 195V194H153ZM162 195V194H161ZM32 196V198H33ZM103 196V195H102ZM130 196V197H131ZM156 196V195H154ZM215 196V194H214ZM231 196V195H230ZM35 197H36V200H35ZM93 197V196H92ZM95 197V195H94ZM99 197V196H98ZM105 196H103L104 198ZM116 197V196H115ZM238 197V196H237ZM236 197V198H237ZM4 198V197H3ZM15 198H16V195H15ZM74 198V197H73ZM72 198V199H73ZM155 198V197H154ZM18 199V198H17ZM94 199V198H93ZM98 199V198H96ZM105 199V198H104ZM130 199V198H129ZM235 199V198H234ZM47 200V199H46ZM83 200V199H82ZM86 203V205L89 203V201ZM103 199H100L98 200V205L101 204L103 201ZM112 200V199H111ZM124 200V199H123ZM242 200V199H241ZM71 201V200H70ZM95 202H97V200H94ZM93 201V203H94ZM100 201V202H99ZM217 201V200H216ZM15 202V201H14ZM46 202V201H45ZM84 203V202H83ZM91 203V201H90ZM89 203V204H90ZM92 203V204H93ZM26 204V203H25ZM31 204V203H30ZM30 204H27L28 207ZM46 204V203H45ZM88 204V206H89ZM167 204V203H166ZM213 204V203H211ZM215 204V202H214ZM238 204V203H237ZM9 205V203H8ZM21 205V204H20ZM23 205V204H22ZM27 205L25 206V208H28ZM33 205V206H34ZM44 205V204H43ZM94 205V204H93ZM97 205V206H98ZM102 205V204H101ZM114 205V204H113ZM210 205V204H208ZM24 206V205H23ZM32 206V207H33ZM46 205H44L45 207ZM96 206V203H95V206H92V208L96 207V209H94V213L96 212L95 210H97ZM205 206V205H204ZM217 206V205H216ZM1 207V206H0ZM15 207V206H14ZM82 207V206H80ZM121 207V206H120ZM160 207V205H159ZM157 207V208H159ZM182 207V206H181ZM184 207V206H183ZM208 207V206H207ZM11 208V207H10ZM10 208H1L0 209V214H4L5 213H9L11 212L10 211ZM39 208V207H38ZM37 208V209H38ZM83 208V207H82ZM85 208V207H84ZM87 208V207H86ZM91 209V206L88 207ZM202 208V207H201ZM205 208V207H204ZM212 208V207H211ZM217 208V207H216ZM20 209V208H19ZM40 209V208H39ZM43 209V208H41ZM40 209V210H41ZM102 209V208H101ZM114 209V208H113ZM14 209H12L13 211ZM29 210V209H28ZM33 210V209H32ZM39 210V212H40ZM49 210V209H48ZM88 210V209H87ZM107 210V209H106ZM21 211V210H20ZM27 211V209H26ZM36 211V210H35ZM45 211V209L43 210ZM42 211V212H43ZM92 211V209H91ZM92 211V213H93ZM28 212V211H27ZM38 212V211H37ZM154 212V211H153ZM161 212V211H160ZM165 212V211H164ZM169 212V211H168ZM189 212V211H188ZM30 213V212H29ZM83 213L88 217V215L90 214L89 210L86 211L85 209V212L83 211ZM91 213V214H92ZM117 213V212H116ZM156 213V212H155ZM186 213V212H185ZM26 214V213H25ZM44 214V212H43ZM42 214V216H43ZM46 214V212H45ZM75 214V213H74ZM13 215V214H12ZM32 215V214H31ZM34 215V214H33ZM41 215V214H40ZM82 215V214H81ZM94 215V214H92ZM9 216V214H8ZM17 216V215H16ZM51 216V215H50ZM85 216V218H86ZM91 215H89L88 218H90ZM116 216V215H115ZM153 216V215H152ZM169 216V215H167ZM180 216V215H179ZM179 216H178V219H179ZM188 216V215H187ZM6 217V216H5ZM65 217V216H64ZM70 217V216H69ZM78 217V216H77ZM93 217V216H92ZM172 217V216H171ZM170 217V218H171ZM182 217V216H181ZM2 218V217H1ZM18 218V217H17ZM24 218V217H23ZM56 218V217H55ZM59 218V217H58ZM68 218V217H67ZM74 218V217H73ZM95 218V217H94ZM114 218V217H113ZM156 218V217H154ZM160 218V217H159ZM169 218V217H168ZM20 219V218H19ZM57 219V218H56ZM173 219V218H172ZM17 220V219H16ZM90 220V219H89ZM171 220V219H170ZM175 220V219H174ZM1 221V220H0ZM28 221V220H27ZM47 221V220H46ZM57 221V220H56ZM49 222V221H48ZM60 222V221H59ZM57 222L59 227H57V223H56V230H50L48 228H41V235L39 236L40 238H38L37 240V246L36 248H34L32 251H30L29 253L25 254V256L23 258H19L20 261H14L15 259H12L13 262H2L3 264H79L77 261H79L77 259V253L80 248L78 249V245H81L83 243H81L82 239H79L77 237V235L79 234V232H76L77 235L73 232L72 228H68L67 227V224L68 222L65 220L62 221V223L60 222ZM72 222V221H71ZM81 222H82V219H81ZM31 223V222H30ZM54 223V222H53ZM85 223V222H84ZM92 223V222H91ZM107 223V222H106ZM217 224L221 229H219L220 231L219 234H213L214 233V230L212 231L211 229V224ZM24 224V223H23ZM42 224V223H41ZM78 224V223H77ZM83 224V223H82ZM110 224V223H108ZM146 226H145V225ZM215 224V225H216ZM257 226H256V225ZM13 225V224H12ZM47 225V224H46ZM72 225V224H71ZM84 225V224H83ZM87 225V224H86ZM103 225V223H102ZM172 225V224H171ZM178 225V224H177ZM17 226V225H16ZM30 226V224H29ZM44 226V225H43ZM78 226V225H77ZM92 228V225H88V228L90 227ZM153 226V225H152ZM157 226V225H156ZM27 227V226H26ZM38 227V226H37ZM47 227V226H46ZM72 227V226H71ZM82 227V225H81ZM84 227L86 228V230H88V232L86 231V233L88 234L90 232L89 229H87V226L84 225ZM151 227V226H150ZM165 227V226H164ZM174 227V226H173ZM23 228V227H21ZM76 228V227H75ZM80 228V226H79ZM85 228L82 227V229L84 230ZM108 228V227H107ZM148 228V227H147ZM171 228V227H170ZM176 228V227H174ZM173 228V229H174ZM216 230H217V227H215ZM5 229V228H4ZM12 229V228H11ZM16 229V228H14ZM93 229V228H92ZM103 229V227H102ZM111 229V231H112ZM144 229V231H143ZM172 229V230H173ZM176 229V230H177ZM17 230V229H16ZM33 230V229H32ZM36 230V229H35ZM95 230V229H94ZM152 230H154L152 228ZM157 232L158 229L156 228ZM167 230V229H166ZM175 230V229H174ZM215 230V231H216ZM40 231V230H39ZM76 231V230H75ZM78 231H82V230H78ZM115 230V232H117L119 234V232ZM161 231V230H160ZM170 231V230H169ZM11 232V231H10ZM85 232V230H84ZM92 232V231H91ZM90 232V233H91ZM96 232H99V231H96ZM95 232V233H96ZM154 232V231H153ZM213 232V233H212ZM33 233V232H31ZM86 233L85 236H86ZM89 233V235H90ZM116 233V234H117ZM150 233V232H149ZM93 234V233H92ZM99 234V233H98ZM115 234V233H114ZM113 235L112 237L116 236ZM117 234V236H118ZM173 234V233H172ZM175 234V232H174ZM2 235V234H1ZM13 235V234H12ZM81 235V234H80ZM79 235V236H80ZM83 235V234H82ZM88 235V236H89ZM122 235V234H121ZM151 234H149L150 236ZM163 235V234H162ZM167 235V234H166ZM171 235V234H169ZM21 236V235H20ZM29 236V235H28ZM35 236V235H34ZM84 236V237H85ZM92 237V235H90ZM117 236L115 238H117ZM122 236V237H123ZM152 236V235H151ZM156 237V235H154ZM152 236V238L154 237ZM158 236V235H157ZM178 236V235H177ZM13 237V236H12ZM38 237V236H37ZM83 236L81 238H84ZM108 237V235H107ZM119 237H121L119 235ZM118 237V238H119ZM161 237V236H160ZM2 238V237H1ZM0 238V239H1ZM87 238V237H86ZM106 238V237H105ZM174 238V237H173ZM232 238V239H231ZM234 238V239H233ZM33 239V238H32ZM89 239V238H88ZM93 239V238H92ZM122 240V238H120ZM118 239V240H120ZM232 241H231V240ZM2 240V239H1ZM104 240V239H103ZM115 240V239H114ZM180 240V239H179ZM101 241V240H100ZM116 241V240H115ZM126 241V240H125ZM157 241V240H155ZM234 241V242H233ZM17 242V241H16ZM93 242V241H91ZM104 242V241H103ZM112 242V241H111ZM116 242H122V241H116ZM124 242V241H123ZM128 242V241H127ZM133 242V241H132ZM161 242V241H160ZM29 243V242H28ZM81 243V244H80ZM97 243V242H96ZM102 243V242H101ZM165 243V242H164ZM163 243L162 246H164L165 244ZM170 243V242H169ZM168 243V244H169ZM106 244V243H105ZM119 244V243H118ZM162 244V243H161ZM161 244L159 246H161ZM179 244V243H178ZM19 245V244H18ZM32 245V244H31ZM91 245V244H90ZM103 243L100 245L99 244V247L102 246ZM171 245V244H170ZM170 245H167V247L170 246ZM209 245H207V248L209 247ZM84 246V244L82 245ZM110 246V245H109ZM123 246V247H122ZM166 246L165 247H157L158 249V253L155 252V254L157 253V255H155L154 257L156 258V260H160V259H166L165 257H167L168 255V252L167 254L165 253V251L168 249ZM1 248V247H0ZM7 248V247H6ZM87 248V247H86ZM98 248V246H97ZM96 248V250H97ZM104 248V246H103ZM155 248V247H154ZM167 248V249H166ZM175 248V247H174ZM173 248V249H174ZM178 248V247H177ZM92 249V248H91ZM99 249V248H98ZM106 249V248H105ZM104 249V251H106ZM109 249V248H108ZM117 249V248H116ZM147 249V248H146ZM206 249V248H205ZM95 250V251H96ZM156 250V251H157ZM208 250V249H207ZM116 251V250H115ZM145 253L146 250H144ZM149 251V250H148ZM169 251V250H168ZM96 252H99L96 251ZM107 252V251H106ZM111 252V251H110ZM172 252V251H171ZM169 252V253H171ZM81 253V252H80ZM94 253V252H92ZM91 253V255H92ZM108 255V253H106ZM154 254V253H153ZM174 254V253H173ZM176 254V253H175ZM209 254V253H208ZM80 255V254H79ZM90 255V254H89ZM167 255V256H166ZM177 255V254H176ZM205 255V254H204ZM98 256L100 257V255L98 254ZM172 256V255H171ZM179 256V255H178ZM22 257V255H21ZM102 257V256H101ZM102 257V258H103ZM164 257V258H163ZM180 257V256H179ZM176 258L179 259L181 258ZM205 257V256H204ZM238 257V256H236ZM236 257L234 258V260H237ZM174 258V259H175ZM206 258V257H205ZM17 260V259H16ZM105 260V259H103ZM128 260V261H127ZM154 260V259H153ZM164 260H160V261H154V262H159V263H162L164 262ZM167 260V259H166ZM207 260V258H206ZM91 261V260H90ZM95 261V260H94ZM108 261V262H107ZM152 261V259H151ZM238 261V260H237ZM84 262V261H83ZM93 262V260H92ZM91 262V263H92ZM96 262V261H95ZM94 262V263H95ZM201 262V263H200ZM1 263V264H2ZM90 263V264H91ZM104 263V261L102 262V264ZM238 263V262H237ZM83 264H89V263H83ZM93 264V263H92ZM96 264V263H95ZM101 264V262L99 263ZM105 264V263H104ZM131 264V263H129ZM142 264V263H141ZM145 264V263H143ZM149 264V263H148ZM165 264V263H164ZM178 264V263H177Z\"/></svg>","mask_w":264,"mask_h":264}]
</instances>
